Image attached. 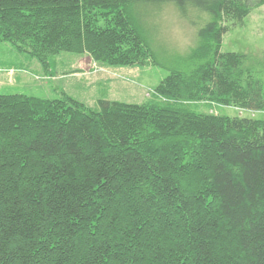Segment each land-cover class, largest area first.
Listing matches in <instances>:
<instances>
[{"label":"trees","instance_id":"trees-1","mask_svg":"<svg viewBox=\"0 0 264 264\" xmlns=\"http://www.w3.org/2000/svg\"><path fill=\"white\" fill-rule=\"evenodd\" d=\"M251 1L264 0H0V41L41 62L132 65L154 55L139 34L151 7L213 16L197 32L204 61L157 87L176 102L0 93V264H264V121L178 105L264 109L243 55L221 50L220 15Z\"/></svg>","mask_w":264,"mask_h":264},{"label":"rangeland","instance_id":"rangeland-1","mask_svg":"<svg viewBox=\"0 0 264 264\" xmlns=\"http://www.w3.org/2000/svg\"><path fill=\"white\" fill-rule=\"evenodd\" d=\"M244 8L248 10L245 17H233L225 12L220 15V25L227 27L221 50L242 54L245 83L262 85L264 1L245 3ZM99 18L101 24L105 22L104 17ZM211 20L212 15L194 8L183 15L170 2L151 7L144 17L147 31L139 34L150 44L154 55L132 65H109L95 61L88 53L72 52L50 54L41 62L30 53L26 43L0 41V93H24L41 98H57L67 93L91 109H97L101 99L139 104L176 102L159 95L157 87L171 69L189 71L204 61L209 41L199 40L197 32ZM200 47L204 51H199ZM178 103L199 113L264 121L262 108L209 100Z\"/></svg>","mask_w":264,"mask_h":264}]
</instances>
